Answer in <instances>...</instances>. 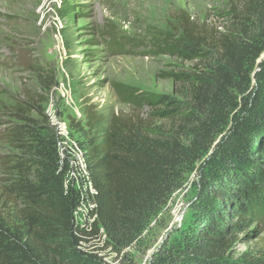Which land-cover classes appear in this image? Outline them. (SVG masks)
Masks as SVG:
<instances>
[{
	"label": "trees",
	"instance_id": "16d2710c",
	"mask_svg": "<svg viewBox=\"0 0 264 264\" xmlns=\"http://www.w3.org/2000/svg\"><path fill=\"white\" fill-rule=\"evenodd\" d=\"M233 13L223 32L183 15L180 37L159 45L197 63L198 73L172 74L187 85V100L119 91L125 102L148 107V119H108L94 106L87 108L84 123L71 119L69 129L80 134L76 142L86 151L96 190L92 223L75 222L82 199L65 187L69 167L61 161L60 138L44 109L32 97L16 105L19 123L6 136L18 153L12 179L0 188V264H112L104 260L108 248L118 255L133 247L144 252L152 222L215 141L212 123L235 111L231 136L216 146L226 145L230 155L206 187L215 208L195 223L188 239L156 254L151 264H264V250L233 257L238 235L264 212V74L255 70L264 69L257 64L264 52V0H246ZM253 74L256 88L250 91ZM33 112L39 120L30 117ZM121 261L116 259L137 264L129 256Z\"/></svg>",
	"mask_w": 264,
	"mask_h": 264
},
{
	"label": "rangeland",
	"instance_id": "374dc122",
	"mask_svg": "<svg viewBox=\"0 0 264 264\" xmlns=\"http://www.w3.org/2000/svg\"><path fill=\"white\" fill-rule=\"evenodd\" d=\"M245 1L0 0V188L13 177L10 167L18 152L6 133L11 125L19 123L18 103L32 97L34 105L44 109L54 130V122L66 123L71 140L80 138V134L69 129L71 119L84 123L89 106L108 119H148V107L125 102L119 91L139 97L187 100V85L176 82L172 74H195L199 70L197 63L163 52L159 45L180 37L183 15L205 24L209 30L225 31L233 10H243ZM257 64H264V52ZM255 70L264 74V69ZM252 79L250 91L256 85L254 74ZM40 97L47 102L42 104ZM235 113L227 120L212 123L215 141L190 168L182 189L172 195L145 233L147 250L133 247L118 255L108 248L104 250L106 262H125L129 256L137 264H151L156 254L190 237L195 223H201L206 212L215 208L206 187L217 178L223 158L230 155L225 152L226 145L221 149L216 146L231 136ZM30 117L40 119L37 112ZM154 123L168 124L156 119ZM88 209L86 204L78 210L76 224L91 222L87 221ZM178 214L182 217L179 223ZM262 250L264 212L260 210L238 235L233 257L239 258L246 251L259 254Z\"/></svg>",
	"mask_w": 264,
	"mask_h": 264
},
{
	"label": "built area",
	"instance_id": "2783aa9c",
	"mask_svg": "<svg viewBox=\"0 0 264 264\" xmlns=\"http://www.w3.org/2000/svg\"><path fill=\"white\" fill-rule=\"evenodd\" d=\"M53 125L57 135L60 138L58 142V150L61 161L62 163H67L69 167L65 187H72L79 193L82 199L80 206L74 212L75 222V215L77 214L78 210L84 206L86 207L87 204L89 206L87 221H91L90 223H92L96 218L90 216L91 210L96 207L95 203L93 202V198L96 195V190L94 189L90 179V173L86 162V151L79 147L76 140H71V138H69L68 127L66 123L56 121ZM85 201H87V203ZM176 222H182V217H180L179 214L176 215Z\"/></svg>",
	"mask_w": 264,
	"mask_h": 264
}]
</instances>
